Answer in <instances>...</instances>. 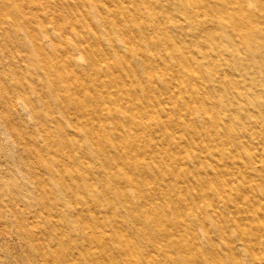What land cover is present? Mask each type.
Returning a JSON list of instances; mask_svg holds the SVG:
<instances>
[{
    "label": "rangeland",
    "instance_id": "rangeland-1",
    "mask_svg": "<svg viewBox=\"0 0 264 264\" xmlns=\"http://www.w3.org/2000/svg\"><path fill=\"white\" fill-rule=\"evenodd\" d=\"M214 2L231 17L221 18L218 11L197 5L185 11L188 18H181L179 1H172L166 7L158 3L154 11L164 13L168 8L174 18H120L123 29L108 31L95 18L90 26L92 19L82 18L84 7L64 8L76 15L58 21L30 17L26 7L28 18L21 21L32 31L20 28L21 23L18 31L11 21L0 18V85L14 89L10 106L0 89V264H83L86 256L100 257L105 264H196L197 260L201 264H264V190L260 187L264 186V139L250 143L248 136L238 134L250 126L251 131H260L259 124L246 117L251 113L255 119L260 108L247 98L241 101L246 109L237 112L234 108L240 100H226L223 87L215 91L216 97L224 95L223 104L202 108L203 87L198 98L189 91L192 85L204 86L207 75L215 76L214 67H222L229 72L225 79L262 96L264 6L255 0ZM246 8L256 11L255 18ZM115 10L117 6L111 5L106 12ZM234 12L244 18H233ZM60 24L69 32L75 25L82 43L80 48L73 47L79 55L74 69L62 65L61 54L67 42L73 45V39L67 38L68 31L59 33ZM44 25L47 30L43 31L40 26ZM251 33L255 40L247 45ZM33 36L43 42L45 60L32 57L38 52L29 44ZM169 37L177 48L197 57L201 67L197 79H175L182 61L160 55ZM93 50L99 56L108 52L111 62L106 66L101 57L90 65ZM206 52L212 57L207 58ZM238 59L243 62L235 64ZM116 76L120 86L110 80ZM98 89L103 90L99 101L128 107V113L119 114L120 126L114 122L101 126L100 116L105 113L112 118L113 106L102 107L93 99L84 106L68 101L71 95ZM135 89L142 92L137 104L133 98L122 100L127 91L132 97ZM47 106L55 118L48 115ZM216 116L233 120L240 129L233 132L214 124ZM64 164L74 170L95 165V173L75 177L64 173ZM129 167L136 169L135 180L144 196L127 186L124 171ZM41 178L50 187L44 203L40 201L43 187L37 182ZM243 180H251L255 187L244 190ZM120 185L124 194L117 191ZM232 185L238 186L236 198L218 202L219 221L213 220L211 215L216 213L206 201L215 197L216 190ZM204 190L210 193L205 195ZM161 203L174 217L178 238L174 243L160 226L145 225L151 222L150 215L161 212ZM198 204H204L205 219L191 214ZM14 210L26 219L27 232L37 229L36 239L19 229ZM175 212L183 215L181 220ZM143 224L148 233L140 237L137 226ZM102 230L113 233V257L103 253L100 237L95 236ZM243 232L254 238L262 260L251 259L252 250L242 244ZM121 233L129 237L132 251L126 250ZM55 251H64L67 257L58 262Z\"/></svg>",
    "mask_w": 264,
    "mask_h": 264
},
{
    "label": "bare ground",
    "instance_id": "bare-ground-1",
    "mask_svg": "<svg viewBox=\"0 0 264 264\" xmlns=\"http://www.w3.org/2000/svg\"><path fill=\"white\" fill-rule=\"evenodd\" d=\"M172 1H179L180 4V12L181 14V18H188L186 16L185 11L187 9H193L195 6H200L203 5V7H205V9L207 10H212L214 9L215 11H218L221 18H225V17H231L230 13H228L225 10H222L223 8L218 7L217 4L214 2V0H0V18H4L8 21H11L13 24H15L17 27L16 29L19 31V26L21 23V27H23L25 30H29L32 31L31 26L28 25V23L26 21H21L22 18H28V16H25V8L28 7L29 8V12H30V17L34 16V18L43 20V18H55L57 21L60 20L61 18H74L75 17V13L71 12V13H66L67 11H64V8L67 7H84L85 9V14L83 15L82 18H91L92 21H88V24L90 26L93 25V18L96 19V23L99 22L104 29H106L107 31L113 28H120L123 29V26L120 24V18H128V19H132V18H174L173 17V13L170 12V9L168 8H164V13H155L154 9L156 7V5H158V3H160L161 5L164 4L165 7L168 6ZM206 1V2H205ZM237 1H241V0H237ZM257 2H259V4H263L264 6V0H255ZM49 6V8H46L45 6ZM111 5H116L117 6V10L111 12L110 14H108L106 12L107 8H109ZM46 8V9H45ZM91 8H94L95 10L92 11ZM246 11L248 14L251 15L250 18H255L256 15V11L254 9H249L246 8ZM235 14V16H233ZM29 17V18H30ZM233 18H244V16L238 14L237 12H234L232 14ZM111 18V19H109ZM254 22V20H252ZM239 24H243L242 21H239ZM240 26V25H239ZM73 30L74 31H70L68 30V27L64 24H60L59 25V33L63 34L65 32H69L68 37L73 39V45H71L69 42L68 45L66 44V47H64L63 53L61 54V61H62V65L65 67H70L73 68L74 65V60L76 57H78L79 55L77 54L76 51L73 50V47H77L80 48L82 46V43L80 42V39H78L77 34L78 31L76 29V26L73 25ZM40 29L44 31L47 30V26L44 25L40 26ZM95 33H97V30L94 31ZM238 33H241L239 31H237ZM249 42L247 43V45H253L254 42V38H255V33H251L249 34ZM248 35V36H249ZM254 37V38H253ZM254 39V40H253ZM99 43L98 44H103L102 39L99 37L98 38ZM125 43H129V39H125ZM159 45L158 42H155ZM29 44L35 45V47H37L38 52L37 53H33L32 57L33 58H39L41 60H45V54L42 51V44L43 42L39 41L36 39L35 36H33L29 42ZM28 44V45H29ZM114 46V45H113ZM161 46V44L159 45V47ZM115 47V46H114ZM94 48V47H93ZM162 54H160L161 56H173L174 58H176L177 60H181L183 66L181 67V69L179 70V74L177 73L175 75V79H177V77L179 78L182 77L186 82H188V80H194L197 79L198 76L201 73V67L199 66L198 69V60L197 57L193 56L192 54H188L186 53L181 47H176V42L174 41V39H172L171 37L167 38L164 42V46L162 49ZM108 52H103L102 55H98L97 52L95 50H93L91 52V55L89 56V64L90 65H95V63L100 60L99 58L102 57L104 63L109 64L111 61L110 59H108ZM213 55V54H212ZM211 54H209L208 52H206V57L210 58L212 57ZM160 56V57H161ZM142 57V55H141ZM159 58V57H156ZM211 60V59H210ZM243 61L238 59L236 60L234 63L235 64H240ZM49 63V62H48ZM104 63L102 64L103 66ZM47 66V64H46ZM128 68V67H127ZM166 69L163 68V71H165ZM132 71H135L134 66L132 67ZM228 69H224L222 67H214L213 72L215 74V76H211V75H207V81H204V86L201 83L192 85V87H190L189 91L191 92V95H195V98H198L197 92L199 91V89H201L205 92V96L202 98L200 97V106L203 108L204 106H206L207 104H212V105H221V103L223 104L224 100H234L235 98L237 100H240V105L237 106L236 111L240 112L241 110H245L246 107L241 103V101H244L245 99L249 98L251 99V103L254 104L255 106L260 108V111L258 114H256V118L253 119L254 115L251 113L246 114L247 116V121L249 122H257L260 126V131L259 130H253L251 131V126L248 128V130H244L239 132L238 134L243 137V136H248V140L251 143L252 141H254V139H258V140H262L264 139V132H262L263 127H264V113H262V108L264 109V92H262V96L259 95L254 92V91H244L237 83L236 80H227L225 79V76L228 75L229 72H227ZM75 73V72H74ZM164 75L166 73H163ZM166 77V76H165ZM69 78V76L67 77ZM70 79L73 81L74 77L70 76ZM110 80H112V83L115 81L116 85L120 86L121 85V81L120 79L116 76L115 79L111 78ZM208 81H213L212 84H214V86L209 84ZM69 83V82H68ZM70 84V83H69ZM24 86V84H23ZM227 86V88H226ZM230 86V87H229ZM224 88V93H225V99H223L222 96L220 97H216L215 96V91L219 88ZM235 87V88H233ZM0 89L3 92V99L10 105L14 104V89L9 88L8 84H1L0 85ZM135 94H133L132 97L129 96L130 92H126V94H128V98L124 95V97L122 98V100L124 101H130L131 98H133L131 101H133V104H137L138 102L136 101L137 99L140 100V96L142 95L141 93H137V89H135ZM98 93V94H97ZM21 94H25V91H22ZM103 94V90L102 89H98L97 92H86V94L82 95V96H78V95H71L68 98V101L77 105V106H84V104L86 103L87 100L89 99H93L96 100L98 104H100L102 107L103 105L108 106V107H112V110L110 111V113L113 115L112 118H109L107 116V114L103 113L100 117H101V126L103 128H107V123L108 122H114L116 127L120 126V113H128L129 111L127 110L128 107H123L121 106L122 104L119 103L118 105H109V100H104V101H99L97 98H99L98 96ZM260 94V93H259ZM26 96V94H25ZM216 97V98H214ZM262 97V98H260ZM56 98L58 99V101H61V97L59 95H56ZM235 99V100H236ZM23 111L28 113L29 110L25 105H22ZM233 108H228V111H232ZM85 110V109H84ZM83 110V111H84ZM128 111V112H127ZM46 112L48 113V115L51 118H55L52 109L47 106ZM87 112V111H86ZM87 113H90L89 111ZM85 115V114H83ZM131 119H133L134 117L131 116ZM212 122L216 125H224L227 126V128L231 129L232 131L235 129H240L237 123L233 122V120H229L226 121L223 117L221 116H216L214 119H212ZM87 123V122H86ZM85 123V124H86ZM165 122H162L161 124H164ZM237 129V130H238ZM233 131V132H234ZM238 137V135H237ZM244 142V141H243ZM242 142V143H243ZM49 168L51 167L50 164L47 165ZM95 165H87L86 167H81L78 168L76 170L72 169L71 167L68 166V164H64V173L65 174H70L73 175L75 177H87V175H89L90 173H95ZM141 170L145 171L144 168H141ZM97 171V170H96ZM135 173H136V169L135 168H131L129 167L128 170L124 171V178L127 179V186H131L133 188V191L136 192V194L140 197V196H144V193L142 192V188L140 187V185L138 184V182L135 180ZM109 179L114 180L116 179L114 176L109 175L108 176ZM59 183V180H56ZM37 182L43 187V193L41 191L40 195H41V203L45 202V198L47 197V195H49V190L50 187H48V181L47 180H43L42 178L40 180H37ZM129 182V183H128ZM244 182V190H248L254 186V182H252L251 180H243ZM60 184V183H59ZM20 187H22V184H20ZM238 186L236 185H232L228 188H223V189H218L216 190V192H214L215 197H213L212 199H210L209 201H206L207 204H210L213 206V210L216 213V215H211L213 220H217L219 221V215L217 212V209L215 208L218 204V202L220 201H224L225 203L229 200V199H234L236 198V194H235V189H237ZM261 188H263L264 190V186H260ZM60 191H64V185L63 182L61 183V186H59ZM124 186L120 185L117 189V191L119 193L124 194L125 192H123ZM204 194L207 195L210 192L209 191H205L204 190ZM64 193V192H63ZM62 193V194H63ZM163 194H165V192H163ZM203 195V194H202ZM193 196H197V195H193ZM62 197V196H61ZM165 203V202H163ZM161 203V212L158 215L152 214L149 217H151V222H145V225L148 226H160L162 230H166V232L168 233V237H169V241L174 243L176 241H178L177 233L173 230V216H171V213L169 211V209L165 206V204ZM76 209V208H74ZM15 213V218L17 219V221L19 222V229L22 231H25L27 234H29L30 237H33L36 239V233H37V229L35 230V228H33L32 232L30 233L29 231L27 232V221L25 218L17 215V212L14 210ZM191 214L193 215H197L199 216L201 219H205V214H208L207 211L205 212L204 209V204H198V207L196 210H193L191 212ZM175 216L177 219H182L183 215L180 213L175 212ZM144 218H140L139 220H143ZM140 222V221H139ZM144 226V224H143ZM137 226V234L140 237H145L147 235V231L145 229L146 226ZM36 227V226H34ZM223 231V229H222ZM121 235L123 236V240L125 242V247L127 251H132V243L129 240V237L124 234L121 233ZM61 236V235H60ZM95 236L100 237L101 240V244H102V249H103V253L107 254V256L113 257L112 255L115 254V249L113 246V242H112V238H113V233H109L107 231H103L99 234H96ZM124 236H126L124 238ZM171 236V237H170ZM242 244L245 245L246 247H249L252 252H251V259H257V260H262L263 258H261L260 254L261 252H256L255 251V245H254V238L252 236H250L248 233L243 232L242 234ZM177 239V240H176ZM235 246L233 245H229V248L232 249ZM55 256L58 262H61L63 260V258H66L67 255L64 251H55ZM92 262H94L95 264H105L104 261L98 257L97 259H94L92 257L86 256L85 258V262H83V264H92ZM196 264H201V261L197 260Z\"/></svg>",
    "mask_w": 264,
    "mask_h": 264
}]
</instances>
